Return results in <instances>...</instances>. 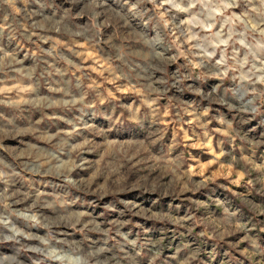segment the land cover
Here are the masks:
<instances>
[{
    "label": "rangeland",
    "instance_id": "obj_1",
    "mask_svg": "<svg viewBox=\"0 0 264 264\" xmlns=\"http://www.w3.org/2000/svg\"><path fill=\"white\" fill-rule=\"evenodd\" d=\"M0 264H264V0H0Z\"/></svg>",
    "mask_w": 264,
    "mask_h": 264
}]
</instances>
